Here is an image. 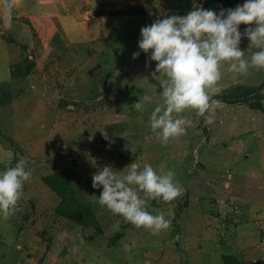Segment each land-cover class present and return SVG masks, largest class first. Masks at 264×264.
<instances>
[{
  "label": "rangeland",
  "instance_id": "obj_1",
  "mask_svg": "<svg viewBox=\"0 0 264 264\" xmlns=\"http://www.w3.org/2000/svg\"><path fill=\"white\" fill-rule=\"evenodd\" d=\"M205 2L0 0V171L23 158L32 173L17 212L0 218V264H264V70L240 76L225 65L214 123L186 112V134L162 145L148 124L161 102L155 62L132 58L142 27ZM248 45L242 38L245 58L256 51ZM145 94L152 103L135 111ZM131 163L163 164L184 189L148 202L171 222L159 235L96 203L92 175ZM65 166L98 225L55 211L61 198L43 178Z\"/></svg>",
  "mask_w": 264,
  "mask_h": 264
},
{
  "label": "clouds",
  "instance_id": "obj_2",
  "mask_svg": "<svg viewBox=\"0 0 264 264\" xmlns=\"http://www.w3.org/2000/svg\"><path fill=\"white\" fill-rule=\"evenodd\" d=\"M7 8L10 21L12 5ZM241 25L246 26L243 32ZM242 38L248 39V47L256 49L250 58H245L240 48ZM138 48L133 59L143 52L148 57L146 67L155 62L151 76L159 86L161 102L151 111L148 124L156 139L167 145L186 134L191 123L183 115L186 112L203 118L207 126L214 123L213 110L219 103L214 97L225 65L227 72L240 76L264 70V0H245L219 13L194 6L184 16L165 15L140 29ZM151 103L152 97L145 94L132 106L143 112ZM127 168L119 175L105 166L92 175V188H102L96 203L136 229L159 235L171 222L163 214L148 211V202L171 203L183 195L184 189L175 173L165 170L163 164L159 171L150 164L140 169L137 163H131ZM31 176L23 158L0 171V218L7 221L17 212ZM129 250L126 245L125 251Z\"/></svg>",
  "mask_w": 264,
  "mask_h": 264
},
{
  "label": "trees",
  "instance_id": "obj_3",
  "mask_svg": "<svg viewBox=\"0 0 264 264\" xmlns=\"http://www.w3.org/2000/svg\"><path fill=\"white\" fill-rule=\"evenodd\" d=\"M234 2H239V4L242 5L245 0H206L205 4L203 5V8L206 10H213L219 13L221 9L231 8V5ZM222 99L226 100V97H222ZM229 100L233 101L231 99ZM73 177L74 173L72 172V169L68 166H65V168L62 170L44 176L43 181L47 185H49L53 189V191L57 193V195H59L61 198L59 205H57L55 208V211L58 214L76 220L77 223L84 227L98 225L94 224V221L88 215L89 208L86 206L85 203H82L80 201V198L77 196L75 188L76 185L73 181ZM225 263L234 264V262L231 263L229 261V258L225 259Z\"/></svg>",
  "mask_w": 264,
  "mask_h": 264
}]
</instances>
